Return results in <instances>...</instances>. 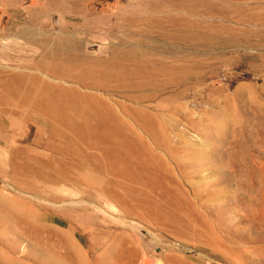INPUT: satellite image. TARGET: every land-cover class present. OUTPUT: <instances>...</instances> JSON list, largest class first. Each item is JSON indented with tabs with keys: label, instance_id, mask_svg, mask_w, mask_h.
Segmentation results:
<instances>
[{
	"label": "rangeland",
	"instance_id": "rangeland-1",
	"mask_svg": "<svg viewBox=\"0 0 264 264\" xmlns=\"http://www.w3.org/2000/svg\"><path fill=\"white\" fill-rule=\"evenodd\" d=\"M0 264H264V0H0Z\"/></svg>",
	"mask_w": 264,
	"mask_h": 264
},
{
	"label": "bare ground",
	"instance_id": "bare-ground-1",
	"mask_svg": "<svg viewBox=\"0 0 264 264\" xmlns=\"http://www.w3.org/2000/svg\"><path fill=\"white\" fill-rule=\"evenodd\" d=\"M16 84V83H15ZM31 89V87H30ZM78 98V97H77ZM41 104L44 105L45 109L55 118H61L64 116L63 107L67 104H75L74 100H65L60 96V93L57 95H46L40 99ZM78 106V105H77ZM72 108V107H71ZM76 109V108H75ZM68 110V109H67ZM92 111V109H91ZM106 111V110H104ZM93 113V112H92ZM96 113V111H95ZM101 113V111H100ZM98 114V113H97ZM100 116V115H99ZM105 116V115H104ZM102 118V117H100ZM105 121V120H104Z\"/></svg>",
	"mask_w": 264,
	"mask_h": 264
}]
</instances>
